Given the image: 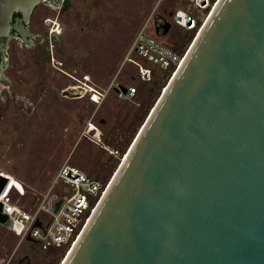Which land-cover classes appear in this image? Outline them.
<instances>
[{
    "label": "water",
    "instance_id": "1",
    "mask_svg": "<svg viewBox=\"0 0 264 264\" xmlns=\"http://www.w3.org/2000/svg\"><path fill=\"white\" fill-rule=\"evenodd\" d=\"M63 264H264V0H218Z\"/></svg>",
    "mask_w": 264,
    "mask_h": 264
},
{
    "label": "rangeland",
    "instance_id": "2",
    "mask_svg": "<svg viewBox=\"0 0 264 264\" xmlns=\"http://www.w3.org/2000/svg\"><path fill=\"white\" fill-rule=\"evenodd\" d=\"M176 6L198 16V26L187 30L172 23L164 36L156 34L154 18L171 20ZM209 10L201 11L186 0L39 3L29 25L36 32L32 45L13 43L7 54L6 74L13 89L0 85L4 119H14L8 138L0 137V171L10 176L11 186L16 180L25 189L24 196L13 193L12 199L34 202L67 158L108 184L175 70H163L131 54L153 69L151 80H140L136 66L124 60L132 38L144 27L184 56ZM118 83L133 86L134 95L118 97ZM107 86L99 103L90 99L91 88L103 92ZM70 247L43 250L33 241L19 242L0 224V264H61Z\"/></svg>",
    "mask_w": 264,
    "mask_h": 264
},
{
    "label": "built area",
    "instance_id": "3",
    "mask_svg": "<svg viewBox=\"0 0 264 264\" xmlns=\"http://www.w3.org/2000/svg\"><path fill=\"white\" fill-rule=\"evenodd\" d=\"M186 1L201 11L209 9L213 4L211 0ZM171 22L184 29L193 30L198 26L199 17L192 11L176 6ZM131 54H136L143 62H149L163 70H173L183 57L179 52L162 44L152 34L146 33L144 27H141L132 38L124 60L136 66L140 80H151L153 69L133 59ZM122 86L125 88L124 91L120 88ZM91 89L90 99L99 103L107 94L109 86L103 92ZM135 91L133 86L119 83L116 85L117 96L121 98L130 99ZM0 174L8 178L0 193L1 213L7 216L6 227L19 242L29 237V241L38 244L43 250L50 248L67 250L91 218L107 186L102 180L90 177L78 167L69 164L67 158L53 174L47 188L34 202L17 203L12 199V195L13 193L25 195L22 183L14 180L11 186L8 175L1 171ZM58 200L60 203L55 209ZM36 222H39V225H36Z\"/></svg>",
    "mask_w": 264,
    "mask_h": 264
},
{
    "label": "flooded vegetation",
    "instance_id": "4",
    "mask_svg": "<svg viewBox=\"0 0 264 264\" xmlns=\"http://www.w3.org/2000/svg\"><path fill=\"white\" fill-rule=\"evenodd\" d=\"M61 2H62V0H43L41 3H43V4L46 3L49 6H53V4H57V3L60 4ZM36 6H35V8H36ZM34 9H33V11H34ZM33 11H32V13H33ZM32 13H31L29 22L23 24V28L25 30H27V32L29 33V34L25 35V38L22 37L19 34L18 30L14 27L10 29L9 38H7L5 36L0 37V77H1L0 78V85H3V87H7V89H10L11 91L13 89V84H12L10 77L6 74V71L10 67V58L7 56V54H8V51L11 49L13 43H16L18 45L22 44L25 46L32 45L31 40H32V38H34L36 36V32L31 31L29 29V25H30L31 18H32ZM20 18H21V14L19 12L13 13L11 23H16V19H20ZM163 20H168L170 22V26H169V29H170L172 26V22L170 19H168L166 17L154 18V24H153L154 31H155V29H157L156 34H159L162 36H164L169 31V29H168L166 33H163V28L161 27V23L163 22ZM47 29H49L48 26L46 28V31H47ZM55 30H57V28L50 29V31H55ZM38 45H39V43H36V45L33 44V46H38ZM4 47H5V51L2 50V48H4ZM3 91L4 90L0 89V93L1 92L3 93ZM64 92H66V91H64ZM69 92L70 91H68V94L71 96H74V97L79 95L77 93H73V92L69 93ZM1 103L2 102L0 100V105H1ZM10 117L11 116H8V117H6V119H4L3 109L0 108V137L5 136L8 138V136L10 134V130L11 131L14 130V125H13L14 119L12 120ZM4 133H6V135H4Z\"/></svg>",
    "mask_w": 264,
    "mask_h": 264
},
{
    "label": "bare ground",
    "instance_id": "5",
    "mask_svg": "<svg viewBox=\"0 0 264 264\" xmlns=\"http://www.w3.org/2000/svg\"><path fill=\"white\" fill-rule=\"evenodd\" d=\"M217 2H218V0H216V1L213 3V5H211L210 10H209V13L207 14L206 18L204 19V21H203L202 25L200 26L199 30L197 31L196 35H197L198 32L201 30V28H202L204 22H206L208 16L211 14L212 10L215 8ZM196 35H195V37L193 38V41H194V39L196 38ZM193 41H192V42H193ZM192 42H191V44H192ZM191 44H190V46H191ZM190 46H189V48H190ZM189 48L186 50L184 56H185L186 53L188 52ZM184 56L182 57V59L180 60V62H179V63L176 65V67L174 68L175 70H174L173 74L171 75L170 79L174 76L175 72L178 70L180 64H181L182 61H183ZM169 81H170V80H169ZM169 81H168V82H169ZM167 84H168V83H167ZM166 86H167V85H166ZM166 86H165V88H166ZM165 88L163 89V91L165 90ZM163 91H162V93H163ZM162 93H161V94H162ZM95 97H96V96H95ZM158 98H159V97H158ZM155 104H156V103H155ZM153 107H154V106H153ZM152 109H153V108H152ZM152 109H151V110H152ZM150 112H151V111H150ZM149 114H150V113H149ZM148 116H149V115H148ZM148 116H147V117H148ZM143 124H144V123H143ZM142 126H143V125H142ZM141 128H142V127H141ZM141 128H140V130H141ZM140 130H139V132H140ZM139 132H138V133H139ZM138 133H137V135H138ZM137 135H136V136H137ZM135 138H136V137H135ZM134 140H135V139H134ZM134 140H133V142H134ZM133 142H132V144H133ZM132 144H131V146H132ZM131 146L129 147V149H128V151L126 152V154L123 156V158H122L120 164L122 163L123 159L125 158V156H126L127 153L129 152ZM120 164H119V166H120ZM119 166H118V168H119ZM118 168H117V169H118ZM116 171H117V170H116ZM115 173H116V172H115ZM115 173H114V175H115ZM114 175L112 176V178L114 177ZM8 177L10 178L9 175H8ZM112 178H111V180H112ZM111 180L109 181V183L107 184L105 190L103 191V193H102V195H101V197H100V201H101L102 197L104 196V194H105V192H106L108 186L110 185ZM100 201H99V203H100ZM99 203H98V204H99ZM98 204H97V206H98ZM97 206H96V208H97ZM96 208L94 209V211L96 210ZM89 220H90V219H89ZM87 223H88V222H87ZM86 225H87V224H86ZM86 225H85V227H86ZM85 227L83 228V230L85 229ZM83 230L81 231V233L83 232ZM81 233H80V235H81ZM80 235H79V236H80ZM79 236H78L77 239L74 241V243L71 245L70 249L68 250V252H67L66 256L64 257L63 261L61 262V264H63V263L65 262V260H66V258H67V256H68V254L71 252L72 248H73L74 245L76 244V242H77Z\"/></svg>",
    "mask_w": 264,
    "mask_h": 264
}]
</instances>
